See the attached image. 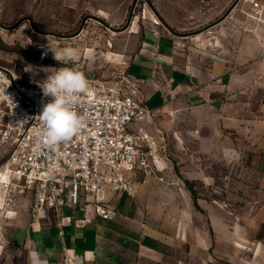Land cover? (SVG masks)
I'll return each mask as SVG.
<instances>
[{
    "label": "crops",
    "instance_id": "0c3cea01",
    "mask_svg": "<svg viewBox=\"0 0 264 264\" xmlns=\"http://www.w3.org/2000/svg\"><path fill=\"white\" fill-rule=\"evenodd\" d=\"M133 59L130 73L156 112L155 128L178 171L159 155L153 176L137 173L132 196L101 195L117 211L112 220L97 217L91 204L64 208L62 237L51 214L32 210L31 194L20 197L2 221L0 264H27L32 250L48 264H264L259 36L228 32L207 40L199 33L178 41L152 27ZM225 185L249 197L242 205L219 200ZM85 216L92 223L75 228Z\"/></svg>",
    "mask_w": 264,
    "mask_h": 264
},
{
    "label": "built area",
    "instance_id": "2783aa9c",
    "mask_svg": "<svg viewBox=\"0 0 264 264\" xmlns=\"http://www.w3.org/2000/svg\"><path fill=\"white\" fill-rule=\"evenodd\" d=\"M160 23L157 15L153 17L154 26ZM214 26L220 36L258 35L264 51V0H234ZM133 60L116 59L117 71L106 80L80 69L89 82L77 106L87 115L86 127L57 148L40 150L35 144L40 128L36 116L50 100L39 86L43 82L26 84L15 69L0 64V87L10 84L6 94L12 97L0 98V148H7L0 164V230L1 221L27 194L32 196L34 212L52 215L60 237L64 208L91 204L97 217L112 220L117 211L99 197L132 196L138 172L154 175L158 156L165 154L164 136L148 127L156 112L130 73ZM92 221L85 216L73 224L84 229ZM62 264L69 263L65 259Z\"/></svg>",
    "mask_w": 264,
    "mask_h": 264
},
{
    "label": "rangeland",
    "instance_id": "374dc122",
    "mask_svg": "<svg viewBox=\"0 0 264 264\" xmlns=\"http://www.w3.org/2000/svg\"><path fill=\"white\" fill-rule=\"evenodd\" d=\"M233 1L0 0V64L15 69L24 83L39 84L48 73L72 66L59 64L50 51L45 56L46 47L71 45L80 51L75 61L79 68L106 80L117 71L116 59L128 61L135 57L145 29L156 27L157 31L171 33L178 41L186 34L199 33L210 40L218 36L214 23ZM156 15L161 20L159 26L152 24ZM31 66L43 71L33 74L29 72ZM156 119L150 124L154 131L160 128ZM176 129L181 136L184 130ZM6 152L7 148H0V164ZM161 156L169 163L168 169H178L166 146ZM193 158L195 164H201L196 155ZM220 188L218 196L222 201L234 200L242 205L249 197L244 192L229 193L226 185ZM2 221L0 244L4 246L7 241Z\"/></svg>",
    "mask_w": 264,
    "mask_h": 264
},
{
    "label": "clouds",
    "instance_id": "9594fccd",
    "mask_svg": "<svg viewBox=\"0 0 264 264\" xmlns=\"http://www.w3.org/2000/svg\"><path fill=\"white\" fill-rule=\"evenodd\" d=\"M46 49L45 56L50 51L59 64L71 63L72 66L60 67L54 73H48L47 78L42 80L43 84H39L43 96L50 100L43 105L41 113L36 116L40 121L35 139L37 150L57 148L81 133L87 124V115L77 110L82 95L89 90V82L85 74L75 63L80 54L79 49L71 45L58 49L46 47ZM39 71L43 69L31 66L29 72L38 74ZM9 86L10 84L7 88ZM7 88L0 87V98L11 97L6 94ZM27 264H48V260L39 250H32L27 254Z\"/></svg>",
    "mask_w": 264,
    "mask_h": 264
}]
</instances>
